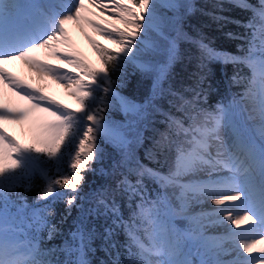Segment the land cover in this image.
Instances as JSON below:
<instances>
[{
	"label": "snow or ice",
	"instance_id": "snow-or-ice-1",
	"mask_svg": "<svg viewBox=\"0 0 264 264\" xmlns=\"http://www.w3.org/2000/svg\"><path fill=\"white\" fill-rule=\"evenodd\" d=\"M227 3L251 13L241 25L245 34L240 54L218 51L201 40V66L205 60L233 65L232 83L242 91L210 111L201 106L206 96L200 75L190 89L191 99L169 90L179 101L171 102L181 114L177 116L163 112L155 101L179 58L177 40L165 29L169 22L178 24L180 9L190 10L191 5L178 0H0V264H92L88 256L96 232L83 220L60 246H42L41 233L46 231L48 241L59 233L50 220L58 201L69 215L73 207L85 218L99 214L100 208L111 214L112 225L103 234L110 264H264V0ZM217 7L223 10L224 5ZM161 9L175 15H162ZM215 18L241 24L226 16ZM70 23L82 31L91 28L115 45L109 48L88 35L104 67H93L75 50ZM161 55L163 62L155 59ZM17 60L41 80L62 84L79 106L69 108L9 71L5 65ZM128 65L154 76L153 93L143 104L115 90L113 74ZM4 88L27 106H7ZM114 101L131 117L120 127L130 128L134 137L106 119ZM33 113L41 114L33 143L21 144L3 122H21ZM154 113L164 117L166 126L145 151L149 162L160 165L155 168L137 156L143 145L139 126ZM100 137L121 152L124 171L118 188L132 205L127 219L109 193L90 198L83 192L85 174L95 171L91 165L102 157ZM37 174L43 187L29 204L17 189L31 191ZM146 181L156 185L154 197ZM85 202L96 207L85 209ZM208 203L214 207L206 210L202 206ZM196 206L200 211H194ZM177 220L188 226L178 227ZM118 230L126 237L122 245Z\"/></svg>",
	"mask_w": 264,
	"mask_h": 264
},
{
	"label": "trees",
	"instance_id": "trees-1",
	"mask_svg": "<svg viewBox=\"0 0 264 264\" xmlns=\"http://www.w3.org/2000/svg\"><path fill=\"white\" fill-rule=\"evenodd\" d=\"M249 2L255 4L257 0H249ZM220 3L224 5L223 10L217 7ZM183 4L191 5V9L182 8L178 18L180 36L176 40L179 46V58L171 67L169 76L163 85L165 89L163 95L155 101L157 107L163 112L171 111L177 116L181 114L176 112L171 102L179 103V101L170 94L169 90L191 99L192 92L190 89L196 86L197 78L200 75L204 76L202 87L206 96V100L202 99L201 106L210 111L214 110L217 104L225 102L227 94L231 98L242 91V86L232 83V77L236 71L233 65L216 60H205L201 66V51L198 42L202 40L211 48L221 52L240 54L239 50L244 44L241 37L245 34V29L241 25L251 16L250 12L233 8L227 3V0H192L191 2L187 0ZM217 16H226L232 21H240L241 24L217 20L215 18ZM229 33L232 35L230 36ZM164 59L165 57L162 60ZM244 74H247V69L244 70ZM153 78V75L141 73L132 65H128L122 73L113 74V79L116 81V92L138 104L144 103L152 95ZM114 105L105 113L106 119L112 117V119L120 121L123 118V112L118 102L114 101ZM163 120L162 115L154 113L145 121L141 130L143 145L137 149V156L149 167H160V165L151 163L145 158V151L153 147V140L158 138L157 132L165 130L166 126ZM97 143L102 150V157L91 165L95 171H89L85 174L83 192L90 198L93 193H109L127 219L132 205L128 203L127 198L120 193L118 188L121 172L124 171L119 166L121 152L114 143L108 140L104 141L101 137L98 138ZM162 170L167 171L166 168ZM32 183V190L27 193L24 192L23 188L17 189L21 195L26 197L29 204L34 203L44 182L37 174L33 177ZM146 184L149 193L154 197L156 185L151 181H146ZM11 195L12 199H16L15 194ZM90 207L95 208V203H84L85 209ZM52 209L55 214L50 217V220L52 224L57 226L59 233L51 241L47 240L46 231L41 233V236L44 237L43 247L60 246L68 236L69 231L74 230L75 226L83 220L88 228L96 232L93 250L89 253L88 258L92 264H110L112 255L109 254L110 250L103 239L105 229L112 225L113 217L110 213L105 214L103 208H100L99 214L93 213L85 218V214L80 208L73 207L69 215L63 201L56 202L52 205ZM116 239L121 245L125 243L126 237L122 230H118ZM121 253V259H123L126 253L122 248ZM57 255L61 260L65 258L63 253H57Z\"/></svg>",
	"mask_w": 264,
	"mask_h": 264
},
{
	"label": "rangeland",
	"instance_id": "rangeland-1",
	"mask_svg": "<svg viewBox=\"0 0 264 264\" xmlns=\"http://www.w3.org/2000/svg\"><path fill=\"white\" fill-rule=\"evenodd\" d=\"M87 1V0H86ZM187 0H178L179 3L183 4ZM192 1V0H188ZM182 8L180 9V11ZM98 11V10H97ZM162 15H165L167 17H172L175 14L172 11H168L166 9H161L160 10ZM180 14V12H179ZM69 29V35L72 39L73 47L75 48L76 51H78L86 60H88L93 67L95 68H102L104 67L102 61L100 60L98 54L95 52L92 44L88 40V35H92L95 39H98L95 35L94 32L91 28H87L85 31H82L77 25L75 24H69L68 25ZM175 29V30H174ZM166 33L169 35L171 38L177 39L180 36V30L178 28V24L173 25L171 22H169L168 27L165 29ZM152 39H158L156 37L155 33L151 34ZM104 43V42H101ZM162 44H164V41H161ZM107 44V43H106ZM111 45V47H110ZM108 45L110 48H114L115 45L110 44ZM40 56H42V59H48V57L45 56L44 53H40ZM163 57L164 56H158L155 59L158 61L163 62ZM52 63H56V61H50ZM15 75H18L21 77V74L18 72L12 70ZM24 77V75H23ZM25 80H28L30 83L35 84L38 87H43L46 91V93L49 96H52L56 100H59L63 104H67L69 108H76L78 107V103L76 99L70 95L69 91L60 83H57L51 79H44L41 80L37 74L35 73V76L28 78H23ZM226 101L223 103H227V101L230 99V96L227 94L226 95ZM232 98V97H231ZM3 102L13 108H23L27 106V102L21 101L18 97H15L12 95V93L7 89L4 88V99ZM143 104V103H142ZM151 111V110H150ZM123 112V111H122ZM121 112V113H122ZM41 114L39 113H33L31 114L27 119L21 122H3L4 126L7 128V130L14 135L20 142L21 144H31L33 143V134H34V127L36 122L38 121V118L40 117ZM131 119L130 116H126L125 113L123 112V118L120 121H116L112 119V117H109V120L112 121L113 127L120 128L121 131L125 132L130 138L134 137L136 133L132 131L130 128H122L120 126L126 125ZM145 125V122L139 126V131L143 129V126ZM104 141H106L103 137H101ZM110 141V140H108ZM112 142V141H111ZM113 143V142H112ZM208 206H210L208 209L213 208L214 206L208 203ZM194 211H200V206H196L194 208ZM178 227L180 228H185L187 227V221L183 220H177L176 221ZM212 232V231H211ZM195 259V257H194Z\"/></svg>",
	"mask_w": 264,
	"mask_h": 264
},
{
	"label": "bare ground",
	"instance_id": "bare-ground-1",
	"mask_svg": "<svg viewBox=\"0 0 264 264\" xmlns=\"http://www.w3.org/2000/svg\"><path fill=\"white\" fill-rule=\"evenodd\" d=\"M87 3V1H86ZM94 12H96L97 10L96 9H93ZM96 18V17H94ZM94 32V31H93ZM94 35L100 39L101 42H104V43H107L108 45H110V43H108V41L104 40L102 38V36L98 35L97 33L94 32ZM111 46V45H110ZM40 58L42 59V56H40ZM9 71L13 72L12 70L18 72L19 74H21V77H24L23 78H30V77H33L35 76V72L32 71L27 65H25L22 61H13L7 65H5ZM201 207V206H200ZM204 209H208L210 206H208V204H205L202 206ZM209 231H212V232H219V231H222V229H210Z\"/></svg>",
	"mask_w": 264,
	"mask_h": 264
},
{
	"label": "water",
	"instance_id": "water-1",
	"mask_svg": "<svg viewBox=\"0 0 264 264\" xmlns=\"http://www.w3.org/2000/svg\"><path fill=\"white\" fill-rule=\"evenodd\" d=\"M105 44H106V43H105ZM107 46H108V44H107ZM108 47H109V46H108ZM110 47H111V46H110ZM110 47H109V48H110Z\"/></svg>",
	"mask_w": 264,
	"mask_h": 264
}]
</instances>
